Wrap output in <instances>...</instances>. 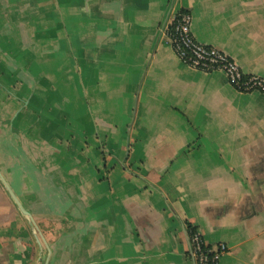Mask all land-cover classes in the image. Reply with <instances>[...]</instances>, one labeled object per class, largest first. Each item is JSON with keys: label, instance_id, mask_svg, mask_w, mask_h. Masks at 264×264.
Listing matches in <instances>:
<instances>
[{"label": "crops", "instance_id": "obj_1", "mask_svg": "<svg viewBox=\"0 0 264 264\" xmlns=\"http://www.w3.org/2000/svg\"><path fill=\"white\" fill-rule=\"evenodd\" d=\"M180 9L264 77V0H0V264H264V94L179 61Z\"/></svg>", "mask_w": 264, "mask_h": 264}, {"label": "built area", "instance_id": "obj_2", "mask_svg": "<svg viewBox=\"0 0 264 264\" xmlns=\"http://www.w3.org/2000/svg\"><path fill=\"white\" fill-rule=\"evenodd\" d=\"M164 35L179 61L195 70L222 72L228 83L240 92H260L264 94V77L246 74L239 64L224 51L198 41L192 31V16L186 10H177ZM190 255L194 264H219L226 246H208L201 234L189 229Z\"/></svg>", "mask_w": 264, "mask_h": 264}, {"label": "rangeland", "instance_id": "obj_3", "mask_svg": "<svg viewBox=\"0 0 264 264\" xmlns=\"http://www.w3.org/2000/svg\"><path fill=\"white\" fill-rule=\"evenodd\" d=\"M28 2V1H27ZM4 15V16H3ZM0 20L2 21H5V22H9V19L6 17V14L5 12L4 13H0ZM8 24H13L12 26H10L9 28L11 29V31L13 32L14 36H17L18 35V32H19V29H20V24H17V23H7L6 25ZM84 115V114H83ZM84 119H85V122H86V125L83 126L84 130L86 131V135L87 136H94L96 134V131H95V128H94V124L92 122L91 125L87 124V118L86 116L84 115ZM92 119V118H91ZM83 130V131H84Z\"/></svg>", "mask_w": 264, "mask_h": 264}, {"label": "water", "instance_id": "obj_4", "mask_svg": "<svg viewBox=\"0 0 264 264\" xmlns=\"http://www.w3.org/2000/svg\"><path fill=\"white\" fill-rule=\"evenodd\" d=\"M0 178H1L2 182L5 184L7 190H8V192L10 193V195L12 196V198H13V199L16 201V203L18 204L20 210H21L23 213L27 214L28 216H31L30 213H28V212L23 208V206L19 203V201L17 200L16 196L14 195L12 189H11L10 186L7 184V182L5 181V179L3 178V176L1 175V173H0Z\"/></svg>", "mask_w": 264, "mask_h": 264}]
</instances>
